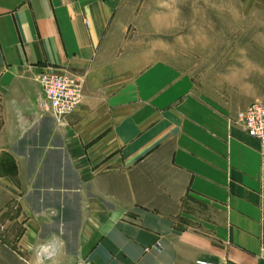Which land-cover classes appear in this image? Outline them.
Here are the masks:
<instances>
[{"label": "crops", "instance_id": "crops-1", "mask_svg": "<svg viewBox=\"0 0 264 264\" xmlns=\"http://www.w3.org/2000/svg\"><path fill=\"white\" fill-rule=\"evenodd\" d=\"M135 16L129 0H0V264H264V143L231 121L264 99L256 74L247 100H206L129 46ZM50 68L82 81L59 120L39 107Z\"/></svg>", "mask_w": 264, "mask_h": 264}, {"label": "rangeland", "instance_id": "rangeland-1", "mask_svg": "<svg viewBox=\"0 0 264 264\" xmlns=\"http://www.w3.org/2000/svg\"><path fill=\"white\" fill-rule=\"evenodd\" d=\"M129 2V46L145 62L163 59L190 74L197 93L219 106L248 99L249 73L264 94V0Z\"/></svg>", "mask_w": 264, "mask_h": 264}, {"label": "built area", "instance_id": "built-area-1", "mask_svg": "<svg viewBox=\"0 0 264 264\" xmlns=\"http://www.w3.org/2000/svg\"><path fill=\"white\" fill-rule=\"evenodd\" d=\"M37 80L41 87L39 107L50 112L57 120L71 113L82 98V81L67 70L56 71L52 68L40 72ZM231 121L238 124L248 135L264 143V99L249 104L245 109L236 112ZM52 245L40 247V259L52 254ZM42 254V255H41ZM259 257L264 262V251ZM42 260V259H41ZM25 264H30L25 261ZM193 264H226L223 260L198 258Z\"/></svg>", "mask_w": 264, "mask_h": 264}]
</instances>
